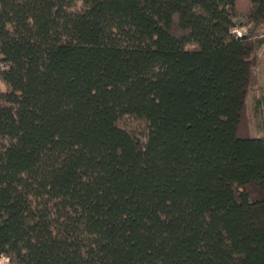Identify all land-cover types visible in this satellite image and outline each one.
<instances>
[{
    "label": "trees",
    "instance_id": "1",
    "mask_svg": "<svg viewBox=\"0 0 264 264\" xmlns=\"http://www.w3.org/2000/svg\"><path fill=\"white\" fill-rule=\"evenodd\" d=\"M263 46L264 0H0V258L264 264Z\"/></svg>",
    "mask_w": 264,
    "mask_h": 264
},
{
    "label": "rangeland",
    "instance_id": "2",
    "mask_svg": "<svg viewBox=\"0 0 264 264\" xmlns=\"http://www.w3.org/2000/svg\"><path fill=\"white\" fill-rule=\"evenodd\" d=\"M242 31L245 28L241 29ZM259 55L262 58V64L258 70L259 72V85L256 89L252 90L248 97V106H249V115L251 117V129L253 135L256 136L257 132L261 128V125L264 127V112L260 115L255 111L256 99L258 96H264V46L259 50ZM264 108V106H263ZM264 131V129H263ZM264 134V133H263ZM7 260L3 257L0 258V264H5Z\"/></svg>",
    "mask_w": 264,
    "mask_h": 264
},
{
    "label": "crops",
    "instance_id": "3",
    "mask_svg": "<svg viewBox=\"0 0 264 264\" xmlns=\"http://www.w3.org/2000/svg\"><path fill=\"white\" fill-rule=\"evenodd\" d=\"M255 111L257 112L258 115L262 114L264 112V96H258L256 99V105H255ZM264 127L261 125V128L259 129V131L257 132L256 136H261L263 135L264 131H263Z\"/></svg>",
    "mask_w": 264,
    "mask_h": 264
},
{
    "label": "built area",
    "instance_id": "4",
    "mask_svg": "<svg viewBox=\"0 0 264 264\" xmlns=\"http://www.w3.org/2000/svg\"><path fill=\"white\" fill-rule=\"evenodd\" d=\"M234 32H237V33L241 34V31L238 30V29H234Z\"/></svg>",
    "mask_w": 264,
    "mask_h": 264
}]
</instances>
